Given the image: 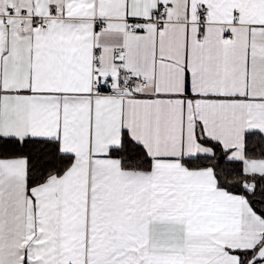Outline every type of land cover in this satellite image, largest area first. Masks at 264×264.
I'll return each instance as SVG.
<instances>
[{"label": "snow or ice", "instance_id": "snow-or-ice-1", "mask_svg": "<svg viewBox=\"0 0 264 264\" xmlns=\"http://www.w3.org/2000/svg\"><path fill=\"white\" fill-rule=\"evenodd\" d=\"M0 264H264V0H0Z\"/></svg>", "mask_w": 264, "mask_h": 264}]
</instances>
